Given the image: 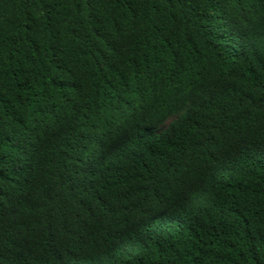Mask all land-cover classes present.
I'll return each mask as SVG.
<instances>
[{
	"label": "trees",
	"instance_id": "trees-1",
	"mask_svg": "<svg viewBox=\"0 0 264 264\" xmlns=\"http://www.w3.org/2000/svg\"><path fill=\"white\" fill-rule=\"evenodd\" d=\"M0 264H264V0H0Z\"/></svg>",
	"mask_w": 264,
	"mask_h": 264
},
{
	"label": "clouds",
	"instance_id": "clouds-1",
	"mask_svg": "<svg viewBox=\"0 0 264 264\" xmlns=\"http://www.w3.org/2000/svg\"><path fill=\"white\" fill-rule=\"evenodd\" d=\"M167 124H168V123H167ZM167 124H165V125H167ZM165 125H164V126H165ZM164 126H163V127H164Z\"/></svg>",
	"mask_w": 264,
	"mask_h": 264
}]
</instances>
